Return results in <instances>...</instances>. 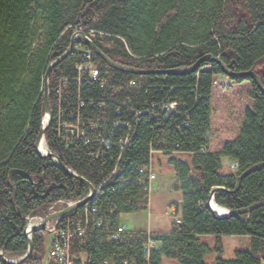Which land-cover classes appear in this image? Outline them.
I'll list each match as a JSON object with an SVG mask.
<instances>
[{"label": "trees", "instance_id": "obj_1", "mask_svg": "<svg viewBox=\"0 0 264 264\" xmlns=\"http://www.w3.org/2000/svg\"><path fill=\"white\" fill-rule=\"evenodd\" d=\"M77 28L101 32L95 44L123 65L164 70L190 66L211 54L231 71L254 70L264 85V0H0V249L5 248L8 258L27 250L26 217L44 218L60 208L59 201L74 202L88 194L84 183L35 150L44 116L46 68L67 49ZM94 61L106 67L95 54ZM78 62L74 51L51 71L54 115L45 139L67 167L102 190L92 202L97 216L115 211L102 226L91 225L83 249L86 264H100L105 258L142 264L147 239L143 232L125 234L120 241L109 237L121 214L146 210L152 152L169 158L174 190L180 192L172 206L180 221H174L169 232L151 234L159 246L151 250L149 264H162L163 258L178 264H208L210 254H215L212 264H264V207L226 219L214 217L206 208L213 187L232 190L242 172L264 162V93L255 81L230 79L249 85L251 104L243 112L237 135L212 150L213 81L224 75L218 64L205 62L185 75H133L110 69L115 86L136 77L142 81L140 88L123 87L112 94L94 82L79 92L73 68ZM62 79L69 80V89L62 90L60 106L52 90ZM166 101L176 104L173 112L163 110ZM57 107L61 116H79L85 126L96 121L92 132L105 142L66 146L54 131ZM117 120L128 123L131 130H114ZM127 134L129 143L120 153L111 144L118 145ZM224 157L238 167L225 168ZM262 200L264 169L244 178L237 193L215 194L216 203L227 209ZM81 213L82 208L68 216ZM44 234H32L33 252L22 264L41 263ZM224 236H246L249 247L225 258ZM206 237L213 238L212 245Z\"/></svg>", "mask_w": 264, "mask_h": 264}, {"label": "built area", "instance_id": "obj_2", "mask_svg": "<svg viewBox=\"0 0 264 264\" xmlns=\"http://www.w3.org/2000/svg\"><path fill=\"white\" fill-rule=\"evenodd\" d=\"M76 30L82 29L77 28ZM84 31L86 32V35L93 41L96 38V35H102L101 32H97L94 30ZM80 50L81 49H75V51H77L79 54V62L73 67L76 73L74 86L78 89L79 92L82 89V86L89 87V83L91 82L99 84L100 88L107 89L112 94H116L118 90L121 91L123 87L140 88L142 86V81L139 77L131 79L125 84L119 82L117 85L118 87L115 86L113 83H111L114 81L110 70L111 68L107 65L105 68H102L99 62L94 61V54L91 50H87L86 52H80ZM82 50L85 49L82 48ZM63 89H69L68 79L60 80L52 90L53 94L58 99L60 106L61 98L63 97ZM80 106L82 107V105ZM56 109L58 111V119H56V126H54V131L56 132L57 139L62 141L66 146H68V144H70L71 142L77 141L82 142L85 145L92 146H94L96 143L101 144L105 142L102 138H99L95 135V133L93 134L92 132L96 129V121H89L85 126L84 124H82L81 117L76 115H70L68 117L64 115L61 116L62 114L60 112V107H57ZM175 109L176 104L172 103L168 106H166L165 104L163 105V110H165L166 112L170 113L173 112ZM137 115H139V112H136L135 116ZM112 125L114 130H117L119 127L127 128L128 131L131 130L128 123L121 122L120 120L114 121ZM128 137L129 135L127 134V136L119 139L118 145H111L117 146L120 150V153H122L124 147L129 143ZM43 144L45 146V149L49 150L45 137ZM231 165L232 169H236L238 167V163L235 161H233ZM148 173V192L150 194L151 182L157 177L152 167V164H150L149 166ZM112 174L114 175V171ZM128 182L129 180H126V183ZM140 183L143 184V181H141ZM101 191V189H95L94 196L84 207H82V213L80 215H66L65 217L59 220L55 229H53V224L50 225L51 231H47L44 234L47 238L45 245V253L40 264H82L83 249H87L86 237H88L91 232V225H98L100 227L102 226V223L106 218L112 217L115 214L114 210H110L107 212V216H97L98 209L92 204V202L96 197L102 194ZM72 203L73 201H59L57 205L60 208H54L52 211L61 210ZM173 211L174 208H170L169 216H173ZM40 220L41 218L34 217L33 222H39ZM177 221H179V219H177ZM128 233L137 234L140 232L128 231L126 226L119 224L116 229L112 232L109 239L114 241H120L121 238ZM143 234L146 235L147 239L142 247V252L144 253L142 264H149L150 251L157 247V242H155L151 238L152 233L143 232ZM75 246H77L78 248L75 249ZM101 264H137V262L127 259H120L117 261H111L108 259Z\"/></svg>", "mask_w": 264, "mask_h": 264}, {"label": "water", "instance_id": "obj_3", "mask_svg": "<svg viewBox=\"0 0 264 264\" xmlns=\"http://www.w3.org/2000/svg\"><path fill=\"white\" fill-rule=\"evenodd\" d=\"M77 43H81L86 48H89L93 51V53L98 56L107 66L111 69L118 70L121 72L133 74V75H158V74H166V75H185L190 74L197 71L203 63H216L218 64L223 74L228 77L229 79H237V78H245L251 77L257 87L260 89L261 92L264 93V85L260 76L254 71H242V72H234L229 70V68L225 65V63L220 60L219 58L214 57L211 54H207L200 59H198L194 64L190 66H182L177 68L171 69H164V70H144L141 68H135L132 66H127L120 64L111 60L96 44L93 40H91L84 30H75L70 37V43L67 49L56 59L49 62L44 77H43V99H44V116L41 121V127L37 136V140L35 143V150L37 154L46 160L53 161L62 171L66 172L70 176L78 179L82 183H84L88 188V194L80 200L74 201L72 204L66 206L61 210H55L50 212L44 218H41L39 222H33L34 217H26L25 218V225L23 228V235L27 239V250L24 255L18 258H8L5 256V248L0 249V262L2 264H22L24 263L32 254L33 252V240L32 234L36 231H51L50 225L53 224V229L56 228L57 223L59 220L66 215L71 214L72 212L84 207L94 196L95 187L84 177L78 175L76 172L71 170L67 167L57 155L52 153L49 150L42 149L43 141L45 137L46 131L49 129L52 119L53 113L50 106V92H49V81H50V74L51 71L57 67L63 60H65L69 55H71L75 51V46ZM80 52H86L85 50H80ZM264 169V162L255 164L244 172H242L236 179L234 188L232 190L226 189L222 186L213 187L209 193L208 200L206 202V208L214 215L216 218L226 219L231 217H238L242 213H249L254 211L255 209L264 207V200L254 203L250 206L240 208V209H227L224 207L219 206L215 201V194L216 193H228V194H235L239 191L242 185V181L244 178L249 176L250 174L261 171ZM219 209V210H218ZM52 229V230H53Z\"/></svg>", "mask_w": 264, "mask_h": 264}, {"label": "rangeland", "instance_id": "obj_4", "mask_svg": "<svg viewBox=\"0 0 264 264\" xmlns=\"http://www.w3.org/2000/svg\"><path fill=\"white\" fill-rule=\"evenodd\" d=\"M82 48H84V46L81 43H77L75 46L77 50ZM248 88L250 89L248 84L236 85L225 75L215 77L213 81V137L210 143L212 150L218 149L224 142L233 139L237 135L243 120V112L251 104L246 94V91L249 90ZM167 159L168 157L164 155H156L154 158V170L158 178L152 181L146 210L136 213L121 214L119 216V223L126 226L128 231L146 233H148V230L153 233L170 231L175 217L169 216V211L171 205L177 201L178 194L172 191V175L170 171L167 172L166 170L169 168L173 172V169L168 165ZM231 164L232 163L227 164L229 166L224 165V167L232 169ZM165 179L167 180V185L165 184ZM149 211L151 214L150 216ZM111 234L112 232L110 235ZM205 240L210 245L213 244L212 237H206ZM223 243L225 247L224 257L231 258L234 255V251L248 248L249 238L246 236H225L223 238ZM157 246H159L158 243ZM214 255L215 254H210L207 256L208 264H212ZM105 260L108 259H103L101 263ZM162 264L178 263L163 258Z\"/></svg>", "mask_w": 264, "mask_h": 264}, {"label": "crops", "instance_id": "obj_5", "mask_svg": "<svg viewBox=\"0 0 264 264\" xmlns=\"http://www.w3.org/2000/svg\"><path fill=\"white\" fill-rule=\"evenodd\" d=\"M156 155H161V154H153V159H152V167H153V169H154V158H155V156ZM178 155V154H177ZM169 159V158H168ZM168 159H167V161H168ZM159 161V160H158ZM233 161H231L230 159H228L227 157H224L223 159H222V164H223V166L224 165H226V166H229V165H227V164H229V163H232ZM155 171V170H154ZM167 172L168 171H170L171 172V175H172V187H173V190L172 191H174L176 194H178V199L177 200H179V198H180V192H176L175 190H174V184H175V181H176V178H175V174H174V172H172V170L171 169H167L166 170ZM155 173H156V171H155ZM156 175H157V173H156ZM158 178V176L156 177V179ZM167 180L165 179V184L167 185V182H166ZM151 187H152V182H151ZM171 187V188H172ZM159 188H160V185H159ZM150 197V196H149ZM148 202H149V200H148ZM172 206V205H171ZM151 214H150V211H149V216H150ZM147 232H150V233H153V232H151V231H147ZM162 233H166V232H162ZM225 237V236H224ZM223 237V238H224ZM249 242H250V240H249ZM223 246H224V243H223ZM249 247V246H248ZM224 252H225V247H224ZM214 258H215V255H214ZM213 258V259H214ZM232 258V257H231Z\"/></svg>", "mask_w": 264, "mask_h": 264}, {"label": "bare ground", "instance_id": "obj_6", "mask_svg": "<svg viewBox=\"0 0 264 264\" xmlns=\"http://www.w3.org/2000/svg\"><path fill=\"white\" fill-rule=\"evenodd\" d=\"M84 49H85V51H87V50H91V49H89V48H86L85 46H84ZM91 51H92V50H91ZM92 52H93V51H92ZM104 63H105V62H104ZM169 104H170V103H169L168 101H166L165 105L168 106ZM42 149H43V150L45 149L44 144H43ZM153 153H155V152H152L151 154H153ZM144 171H145V170H144ZM140 172L142 173L143 170H140ZM147 172H148V171H147ZM170 208H174V211H173V216L175 217L174 221L179 222V221H180V218H179V217L177 216V214H176L175 207H174V206H171ZM218 210H219V209H218ZM177 219H179V221H177ZM74 248L77 249L78 247L75 246ZM155 249H156V248H155ZM150 252H151V251H150ZM87 262H89V261H87L86 256L83 254V261H82V264H86Z\"/></svg>", "mask_w": 264, "mask_h": 264}]
</instances>
